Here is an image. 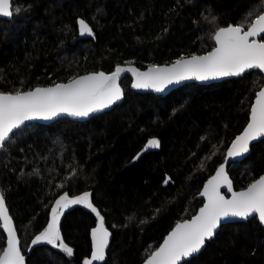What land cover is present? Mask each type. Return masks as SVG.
<instances>
[{
    "label": "trees",
    "instance_id": "1",
    "mask_svg": "<svg viewBox=\"0 0 264 264\" xmlns=\"http://www.w3.org/2000/svg\"><path fill=\"white\" fill-rule=\"evenodd\" d=\"M12 5L20 11L0 19L2 93L110 74L125 64L146 70L206 54L219 28L243 23L246 30L264 12V0H12ZM79 18L92 26L96 40L77 39ZM131 84L128 76L121 81L124 100L109 112L85 122L31 123L0 148V192L27 264H84L98 221L89 208L69 206L62 215L60 234L73 249L71 257L32 241L46 229L60 196L85 192L113 234L104 264H142L203 205L201 189L248 124L264 74L188 83L167 96L138 93ZM151 139L159 148L144 152ZM228 174L237 191L263 176L264 140L252 145L246 159L230 164ZM5 245L0 221V250ZM183 264H264V226L257 217L224 225Z\"/></svg>",
    "mask_w": 264,
    "mask_h": 264
},
{
    "label": "snow or ice",
    "instance_id": "2",
    "mask_svg": "<svg viewBox=\"0 0 264 264\" xmlns=\"http://www.w3.org/2000/svg\"><path fill=\"white\" fill-rule=\"evenodd\" d=\"M19 11L18 7L13 8L11 0H0V16L11 17L14 12ZM255 11L258 9L250 12L248 16L255 15ZM78 24L81 35H93L92 28L84 20L78 21ZM262 34L264 13L256 15L248 24L247 30L243 23L219 28L214 33L216 46L210 52L202 56L193 55L188 59L181 57L171 66L150 65L146 72L132 67H117L110 75L103 72L92 73L79 78L73 77L67 83L53 87H36L33 90H17L13 93L0 92V148L13 139L14 130L19 129L26 121L37 118L47 120L61 113L71 117H87L90 113L110 107L123 96L118 83L123 72H131L135 76L133 88H151L160 92L168 85L183 80L205 81L218 77L240 76L250 69L264 71V39L250 40ZM261 137H264V89L256 94L255 103L251 107L250 122L243 133L233 141L227 156H242L249 151L250 142ZM148 146L159 147V141L152 139ZM207 159H211V156ZM72 175H75V172ZM224 185L232 192L231 199L221 195L220 189ZM90 195L85 192L72 199H69L67 194L60 196L51 210L50 223L32 243L45 242L59 247L71 257L73 249L64 243L60 234V217L63 210L69 206L83 204L90 208L99 220L98 226L91 233V259H86L84 264L103 261L110 233L105 227L103 216L91 203ZM201 195L207 198V203L200 209L199 214L190 221L178 223L160 248L147 259L146 264H180L182 258L190 257L201 250L205 241L213 237L222 220L247 219L255 214L260 222L264 223V176L251 183L246 190L234 192L225 168L221 165L216 175L208 180ZM0 221L3 222V229L7 233L6 247L0 250V264H24L3 193H0Z\"/></svg>",
    "mask_w": 264,
    "mask_h": 264
},
{
    "label": "water",
    "instance_id": "3",
    "mask_svg": "<svg viewBox=\"0 0 264 264\" xmlns=\"http://www.w3.org/2000/svg\"><path fill=\"white\" fill-rule=\"evenodd\" d=\"M11 3H12V0H11ZM263 13H264V12H263ZM11 17H12V16H11ZM11 17H2V16H0V18H2V19H10ZM80 20H83V19H81V18L78 19V21H80ZM78 21H77V27H78V37H77V39H78V40H96V36H95V32H94L93 28H92V27H91L86 21H85V22H86V23L92 28V30H93V35L90 36V35H87L86 33H85L84 35H81V32H80V26H79V24H78ZM225 28H226V27H225ZM246 30H247V29H246ZM263 36H264V34H262L261 36H258V37L250 38V40H251V39H258V40L260 41V38L263 37ZM214 40H215V39H214ZM215 46H216V44H215ZM206 54H207V53H206ZM206 54H202V55H206ZM202 55H196V56H202ZM188 58H190V57H185L184 59H188ZM173 63H174V62H173ZM173 63H171V64H167V65H155V66L165 67V66H171ZM117 67H121V68L132 67V68L137 69V70L140 71V72H146V71L148 70V68H149V67H148L146 70H140V69H139L137 66H135L134 64H125V65H120V66H117ZM117 67H116V68H117ZM115 70H116V69H115ZM115 70H114V71H115ZM257 70H258V71H261V70H259V69H250V70H246L245 73H243V74L240 75V76L218 77V78H215V79H209V80H205V81L196 80V79L183 80V81H180V82H178V83H173V84L168 85L163 91H160V92H157V91H155L154 89H151V88H147V89H135V88H133V87H132V84L135 82V76H134L131 72H123V73H121L120 78H119V81H118L119 86H120V88L122 89L123 96H122V98H121L120 100L116 101V102H115L114 104H112L110 107L105 108V109L100 110V111H97V112L90 113L87 117H71V116H68L67 114L61 113V114H59V115H57V116H55V117H52V118H50V119H47V120L37 118V119L31 120V121H26L24 125H22L19 129L14 130V132H16V131H18V130H20V129H22V128L28 126V125H30L31 123H39V124H43V125H50V124L56 122L57 120H60V119H63V118H68V119H71V120H73V121H78V122H85V121H87V120H90V119L93 118L94 116L100 115V114L105 113V112H109V111H111L112 109H114V107H115L116 105H118V104H120V103L123 102L125 96H124L123 88H122V86H121V81H122L125 77H127V76L130 77V78L132 79L131 88H132L133 91L138 92V93H143V94L151 93V94H155V95L167 96V95H169L170 93H172L174 90H176V89L180 88L181 86H183V85H185V84H188V83H196V84H199V85H210V84H213V83H219V82H222V81H225V80H229V79L240 78V77H243L246 73H250V72H252V71H257ZM261 72L264 74V71H261ZM91 74H92V73H91ZM105 74H107V73H105ZM110 74H111V73H110ZM110 74H108V75H110ZM86 75H88V74H86ZM82 76H85V75H82ZM79 77H81V76H79ZM79 77H77V78H79ZM58 84H60V83H58ZM54 85H56V84H54ZM54 85L47 86V87H53ZM262 89H264V85H263V87L261 88V90H262ZM254 103H255V101H254ZM249 122H250V119H249ZM249 122H248V123H249ZM246 126H247V125H246ZM245 128H246V127H245ZM245 128H244V129H245ZM244 129H243L242 132H241L240 134H238L236 137H238L239 135H241V134L243 133ZM236 137L234 138V140L236 139ZM151 140H152V139H151ZM234 140H233V141H234ZM261 140H264V137L258 138L257 140H254V141H251L250 144H249V151H248L247 153L243 154L242 156H239V157H232V158H229V157L227 156V152H228V150L230 149V147H231L233 141H232V143L230 144V146L228 147L227 152H226L225 160H224V162H223L221 165L224 166V168H225V172H226V174H227V177H228V179L231 181L232 191H234V192L244 191V190H246V189L248 188V186H247L246 188H243V189L238 190V191L235 190V188H234V184H233V181H232L230 175L228 174V168H229L230 164H232V163H234V162H237V161H242V160L246 159V158L249 156L250 152H251V147H252V145H254V144L260 142ZM149 141H150V140H149ZM149 141H148V142L145 144V146H144V149H143L144 152H152V151H155V150H157V149L159 148V147H150V146H148V145H149ZM159 146H160V144H159ZM221 165H220V166H221ZM220 166H219V167H220ZM219 167H218V168H219ZM218 168L216 169L215 173H214L213 175H211V176L206 180V182L204 183L203 188L201 189V192H200V194H199V199L203 201V205L199 208V210L197 211V213H196L194 216L198 215L200 209H201L202 207H204V205L207 203V198L204 197V196H202L201 193L203 192L204 187H205V185L207 184L208 180L211 179L213 176L216 175V172H217ZM263 176H264V175H263ZM257 180H258V179H257ZM254 182H255V181H254ZM220 192H221V195H223L226 199H231L232 192L228 191L227 185L222 186L221 189H220ZM0 193H1V192H0ZM5 204H6V207H7V209H8V206H7L6 201H5ZM64 211H65V209L63 210V213H64ZM8 212H9V215H10V217H11V219H12V226L14 227V229H15V231H16V236H17V238H18V240H19V247H20V249H21L20 239H19V236H18V232H17V229H16V226H15L14 220H13V218H12V215H11L9 209H8ZM194 216H193V217H194ZM193 217H192V218H193ZM255 217L258 218V216L254 214L253 216H250V217L247 218V219H242V218H228V219L222 220L220 226L216 229V231H215L213 237L210 238V239H207V240L205 241V244H204V246L201 248V250H200L198 253H194V254H193L192 256H190V257L182 258V260L180 261V264H183L184 262H186V261L192 259L193 257H196L197 255H199V254L205 249L206 242L212 241V240L215 238V236L218 234V232L220 231V229H221L222 226L227 225V224H231V223L246 222V221L251 220L252 218H255ZM192 218H190L189 220H186V221H190ZM61 219H62V216L60 217V224H59V227L61 226ZM258 220H259V219H258ZM50 221H51V219H50ZM50 221H49V223H50ZM259 221H260V220H259ZM98 222H99V220L97 221V224H96V226H95L94 228H96V227L98 226ZM183 222H185V221H183ZM183 222H180V223H183ZM2 223H3V222L1 221V227H2V230L4 231V234H5L6 239H7V233H6V231L3 229ZM49 223H48V224H49ZM260 223H261V222H260ZM261 224L264 226V223H261ZM105 227H106V225H105ZM175 227H176V226H175ZM175 227H174V229H175ZM46 228H47V227H46ZM94 228H93V229H94ZM93 229H92V230H93ZM106 229L109 231L110 236H109V240H108V247L105 249V258H104L103 261H94L93 264H104V263L106 262V260H107L108 251H109V249H110V246H111V243H112V240H113V234H112V232H111L107 227H106ZM174 229H173V230H174ZM92 230H91V233H92ZM173 230H172V231H173ZM172 231H170V232L165 236V238L163 239V241L161 242V244L159 245V247H158L156 250H158V249L160 248V246L164 243V241L167 239L168 235H169ZM90 237H91V243H92V251H91L90 256H88L86 259H91V255H92V252H93V240H92V236H91V234H90ZM38 244H39V245H43V244H47V243H45V242H40V243H38ZM5 247H6V245H5ZM156 250H155V251H156ZM21 255L24 257V264H27V262H26V258H25V256H24V253L22 252V249H21ZM150 256H151V255H150ZM150 256H149V257H150ZM149 257H148V258H149ZM148 258H147V259H148ZM147 259H146L142 264H146Z\"/></svg>",
    "mask_w": 264,
    "mask_h": 264
},
{
    "label": "rangeland",
    "instance_id": "4",
    "mask_svg": "<svg viewBox=\"0 0 264 264\" xmlns=\"http://www.w3.org/2000/svg\"><path fill=\"white\" fill-rule=\"evenodd\" d=\"M258 40V39H256ZM259 41V40H258ZM70 199V198H69ZM76 205H81V206H84L83 204H76ZM71 206H74V205H71ZM85 207V206H84ZM87 208V207H86ZM90 209V208H89Z\"/></svg>",
    "mask_w": 264,
    "mask_h": 264
},
{
    "label": "flooded vegetation",
    "instance_id": "5",
    "mask_svg": "<svg viewBox=\"0 0 264 264\" xmlns=\"http://www.w3.org/2000/svg\"><path fill=\"white\" fill-rule=\"evenodd\" d=\"M0 19H2V18H0ZM80 19V18H79ZM78 21V20H77ZM84 21H86V20H84ZM87 22V21H86ZM88 23V22H87ZM89 24V23H88ZM90 25V24H89ZM91 26V25H90ZM92 27V26H91ZM77 31H78V27H77Z\"/></svg>",
    "mask_w": 264,
    "mask_h": 264
}]
</instances>
